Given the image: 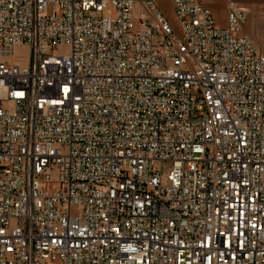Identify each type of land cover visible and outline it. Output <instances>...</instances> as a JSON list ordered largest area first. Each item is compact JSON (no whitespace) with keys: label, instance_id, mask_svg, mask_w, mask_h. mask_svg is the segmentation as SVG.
I'll use <instances>...</instances> for the list:
<instances>
[{"label":"built area","instance_id":"built-area-1","mask_svg":"<svg viewBox=\"0 0 264 264\" xmlns=\"http://www.w3.org/2000/svg\"><path fill=\"white\" fill-rule=\"evenodd\" d=\"M169 2L0 0V264H264V56Z\"/></svg>","mask_w":264,"mask_h":264},{"label":"crops","instance_id":"crops-1","mask_svg":"<svg viewBox=\"0 0 264 264\" xmlns=\"http://www.w3.org/2000/svg\"><path fill=\"white\" fill-rule=\"evenodd\" d=\"M203 7L208 9L215 23L222 27L225 23L226 6L228 2L235 3L243 8L247 15L245 24L241 29V34L249 37L257 49L264 51V0H197ZM156 6L164 14L162 8L172 11L169 0H153ZM165 15V14H164ZM166 16V15H165Z\"/></svg>","mask_w":264,"mask_h":264},{"label":"rangeland","instance_id":"rangeland-1","mask_svg":"<svg viewBox=\"0 0 264 264\" xmlns=\"http://www.w3.org/2000/svg\"><path fill=\"white\" fill-rule=\"evenodd\" d=\"M162 10H163L164 14L166 15V17L170 20V22L173 23L172 11H171V10H167V9H165V8H162ZM90 16L94 17L95 15L92 14V15H90ZM247 16L250 17V18L252 17V16H250V14L247 15ZM251 19H252V18H251ZM66 52H67V48H64V47H63V48H58V49L55 51L56 54H64V53H66ZM14 53H15V55L21 57V61H24V59H25V57H26V49H25L24 47L15 49ZM262 55L264 56V51H262ZM15 57H16V56H15ZM168 168H169V166H168L167 164H165V165L163 166V169H162V178H163V179L165 178V176H166V174H167V170H168Z\"/></svg>","mask_w":264,"mask_h":264}]
</instances>
